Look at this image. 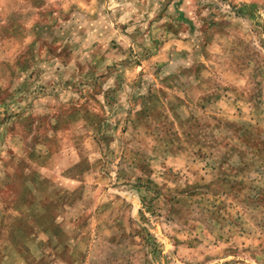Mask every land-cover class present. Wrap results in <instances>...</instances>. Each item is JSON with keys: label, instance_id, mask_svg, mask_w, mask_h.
Segmentation results:
<instances>
[{"label": "rangeland", "instance_id": "1", "mask_svg": "<svg viewBox=\"0 0 264 264\" xmlns=\"http://www.w3.org/2000/svg\"><path fill=\"white\" fill-rule=\"evenodd\" d=\"M0 264H264V0H0Z\"/></svg>", "mask_w": 264, "mask_h": 264}]
</instances>
